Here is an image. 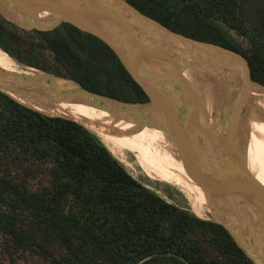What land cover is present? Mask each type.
Returning a JSON list of instances; mask_svg holds the SVG:
<instances>
[{
	"label": "trees",
	"instance_id": "1",
	"mask_svg": "<svg viewBox=\"0 0 264 264\" xmlns=\"http://www.w3.org/2000/svg\"><path fill=\"white\" fill-rule=\"evenodd\" d=\"M125 1L172 32L209 46V54L224 64L233 58L220 49L239 55L251 80L264 87V0ZM228 30L247 46L230 39ZM0 49L91 92L148 101L105 44L69 24L38 31L0 20ZM107 62L132 100L116 88L101 90L91 66ZM39 175L47 182L33 188ZM0 232L11 255L55 262L59 252V264H255L222 225L168 203L135 180L86 127L29 109L1 91Z\"/></svg>",
	"mask_w": 264,
	"mask_h": 264
},
{
	"label": "water",
	"instance_id": "2",
	"mask_svg": "<svg viewBox=\"0 0 264 264\" xmlns=\"http://www.w3.org/2000/svg\"><path fill=\"white\" fill-rule=\"evenodd\" d=\"M0 6L24 30H53L66 23L94 36L113 52L148 103L123 102L54 75L25 77L0 69L1 92L40 106L61 98L88 100L109 118L163 133L172 148L182 153L208 212L218 219L215 223L227 229L255 264H264V191L248 168V136L238 138L242 116L252 110V88L264 87L251 80L243 58L220 49L222 56L233 58L231 64H224L209 54V46L172 32L125 0H0ZM134 21L152 37H142ZM194 65L235 75L226 83V100L219 113L212 107L208 113L204 99L184 78ZM235 68H241L242 74ZM56 82L71 86V91L55 97ZM210 83L213 92L217 91ZM39 90L51 92L53 98L39 99L41 96L32 93ZM200 151L208 160L196 158Z\"/></svg>",
	"mask_w": 264,
	"mask_h": 264
},
{
	"label": "bare ground",
	"instance_id": "3",
	"mask_svg": "<svg viewBox=\"0 0 264 264\" xmlns=\"http://www.w3.org/2000/svg\"><path fill=\"white\" fill-rule=\"evenodd\" d=\"M0 69L6 72L19 73L25 77L43 76L41 73L18 64L14 59H0ZM184 78L204 99L207 112L211 113V99L213 88L205 82H213L218 90L225 83L230 82L235 75L230 71L218 72L209 70L204 66L194 65L187 69ZM72 87L56 82L55 97L58 94L71 91ZM39 99L51 100V92L35 91ZM13 97V96H12ZM14 98V97H13ZM20 104L37 110L51 117H62L81 123L94 133L106 148L115 154L127 151L136 159L138 166L144 173H160L166 178L167 183L176 186L190 204L194 215L200 219L206 218L208 213L207 202L200 188L194 181V174L182 158V153L173 149L167 137L154 129L136 128L124 120L109 118L106 113L90 106L88 100L80 98H61L48 102L44 106L15 98ZM251 108L245 116L246 129L248 131L249 148L248 164L252 176L256 179V185L264 191V161L259 160L260 149L264 139V90L254 86L252 88ZM253 108L257 109V111ZM206 161L205 153L200 151L196 158ZM200 159V158H199ZM217 221V217L214 216ZM213 219V220H214Z\"/></svg>",
	"mask_w": 264,
	"mask_h": 264
},
{
	"label": "rangeland",
	"instance_id": "4",
	"mask_svg": "<svg viewBox=\"0 0 264 264\" xmlns=\"http://www.w3.org/2000/svg\"><path fill=\"white\" fill-rule=\"evenodd\" d=\"M0 20L8 21L10 23H12V20H13L12 17L9 14H7L1 6H0ZM134 23H135V27L137 31L140 32L142 37H145L147 39H150L152 37V33L149 32L146 28H144L143 25L135 21ZM223 31L226 32V29H223ZM228 36L230 37V39L234 40L236 43H239L242 47L245 48L247 46L246 40L237 36L234 32L228 30ZM1 58L2 59H13L0 49V59ZM187 61L188 60H186L185 58L186 64L189 63ZM27 68L32 69L36 71L37 73L53 75L51 73H46V72H43L35 68H31V67H27ZM91 71L96 76L97 82L99 83L101 90L107 91L109 88H112V89L116 88L120 94H125V96L129 97L130 100L133 99V95H131V93H129L128 90L125 88L124 84L121 82L122 80L119 79L120 77L117 78L116 76L117 74L115 73V70L113 69L112 64L110 62H107L105 64L102 63V64H97V65H92ZM58 78H61V77H58ZM206 83H208L210 87H213L212 83L205 82V85ZM226 89H227V85L225 83L217 91H214L212 94V99H211L212 110L215 113H219L224 108L226 94H227ZM249 110L250 109H247V113L249 112ZM244 118L245 116L243 115L242 120L240 121L239 126H238V138L239 139L243 138L244 135L246 137L248 136V131L246 129V122ZM262 132L264 133L263 130ZM260 152L261 153L259 156V160L264 161V139H263V144L260 149ZM247 155H249L248 146H247ZM113 156L125 167L127 172L135 180L143 184L149 190L156 193L158 196L163 198L168 203L173 204L177 207H180L194 215L189 202L187 201L185 196L182 194V192L176 186L167 183L166 178L162 176L160 173H157V172L152 173V174L144 173L143 170L138 166L135 157L130 152L124 151V152H121L120 154L119 152L118 153L116 152L115 154H113ZM248 164L254 167V165L250 163L249 161H248ZM46 182H47V178L44 177L43 175H39L35 180L31 181L30 184L33 188H38L39 186L45 184ZM213 219L214 218L208 212L206 214V218L202 220L215 223ZM5 241H6L5 235L2 232H0V264H59L58 263L60 259L59 252L55 254V262L50 259H45L38 255H31L29 253H16V254L11 255L10 252L6 249Z\"/></svg>",
	"mask_w": 264,
	"mask_h": 264
},
{
	"label": "flooded vegetation",
	"instance_id": "5",
	"mask_svg": "<svg viewBox=\"0 0 264 264\" xmlns=\"http://www.w3.org/2000/svg\"><path fill=\"white\" fill-rule=\"evenodd\" d=\"M148 103V101L147 102H145V103H142V104H147Z\"/></svg>",
	"mask_w": 264,
	"mask_h": 264
}]
</instances>
